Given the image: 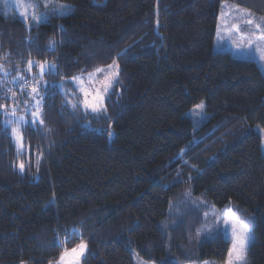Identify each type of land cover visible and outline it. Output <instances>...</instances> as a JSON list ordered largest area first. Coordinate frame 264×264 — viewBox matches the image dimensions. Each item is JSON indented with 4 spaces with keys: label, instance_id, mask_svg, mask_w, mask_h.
<instances>
[{
    "label": "trees",
    "instance_id": "trees-1",
    "mask_svg": "<svg viewBox=\"0 0 264 264\" xmlns=\"http://www.w3.org/2000/svg\"><path fill=\"white\" fill-rule=\"evenodd\" d=\"M44 1L72 11L28 26L0 0L8 73L0 80L26 76L29 60L57 65L45 75L49 86L113 61L120 75L103 114L72 112L50 87L44 124L24 131L19 157L0 120V264L55 262L57 241L73 229L87 243L82 264H134L132 251L157 261L169 244L162 223L186 189L251 214L247 264H264V154L255 131L264 128V74L253 60L213 51L221 5L264 17V0ZM200 103L208 121L194 130L185 114ZM229 247L220 236L193 257L224 262Z\"/></svg>",
    "mask_w": 264,
    "mask_h": 264
},
{
    "label": "rangeland",
    "instance_id": "rangeland-1",
    "mask_svg": "<svg viewBox=\"0 0 264 264\" xmlns=\"http://www.w3.org/2000/svg\"><path fill=\"white\" fill-rule=\"evenodd\" d=\"M3 2L6 10L13 9L19 15V12L22 10L17 7L20 0H3ZM31 3L38 6L36 9V14L38 16L47 15L50 17L51 14H59V12L53 10V7L44 6L45 3H50L53 6H59L57 4H52V2H46L44 0H31ZM244 13H251L254 21L253 25H247L244 23ZM30 16L31 10H29L28 26L30 24H34L31 21ZM21 19L24 21L23 18ZM256 22L264 23V17L231 3H223L218 16L213 51L216 53L230 52L236 58L253 60L258 64L264 74V59H261L260 53L257 50V45L264 47V42L258 40L259 32L254 28V24ZM225 24H227L229 30H225ZM233 24H239L243 31L237 33L230 30ZM252 32H255V35H252ZM241 36H243V42H241ZM249 40H252L253 43L249 44ZM106 68L107 67H105V69ZM39 71L40 70H37V72H35L33 66L31 72L27 71V75L24 77L30 79L32 76H36ZM20 76L22 75L17 76L16 83H9V80H7L5 82V86L6 88H11L16 92L17 99H24V97H21L20 89L18 87L19 84L23 83L22 80H18V77ZM45 77L46 76H44L43 83L48 84ZM2 78H4V76ZM69 82H71L72 85L66 82H61L65 85V88L60 90L63 93L67 92L69 94V98H71L75 91V86L72 80ZM61 83H57V85H60ZM115 84L116 83L113 84V87ZM4 104L11 106V101L5 99ZM201 104L203 105L202 109L195 106L185 114L187 118L191 119L194 130H197L198 128L202 129L208 121V115L205 112L204 104L200 103L198 105ZM22 113L23 105L21 104L18 109V115ZM1 119L3 120L2 116H0V120ZM26 119H30V117L26 116ZM38 126L39 125L30 126V128H38ZM255 131L261 136V150L264 154V128L259 126L255 128ZM187 162L188 160H185L183 164ZM226 209H231L232 213H235L241 220L248 224L253 237L252 246L255 242V233L253 229V216L251 214L233 202L228 203L223 208H217L210 200H207L204 197L191 196L189 190L186 189L173 197L168 216L162 223V229L169 241L165 254L159 260L150 262L142 259L135 251H132L134 264H226L228 254L224 262H216L214 260L198 262L193 257L194 252L198 249L201 243L220 236L229 242V249L231 248V225L230 223H225L223 219V217L228 215Z\"/></svg>",
    "mask_w": 264,
    "mask_h": 264
},
{
    "label": "snow or ice",
    "instance_id": "snow-or-ice-1",
    "mask_svg": "<svg viewBox=\"0 0 264 264\" xmlns=\"http://www.w3.org/2000/svg\"><path fill=\"white\" fill-rule=\"evenodd\" d=\"M44 6L53 7V10L59 12L60 15H65L72 11L70 5L53 6L50 3H45ZM17 7L22 9L19 12V15L24 19L26 24H28L29 20V10H31L30 19L37 27H39L40 24L49 21L47 15L38 16L36 14L38 6L31 3V0H20ZM243 16L245 17V24L253 25L254 21L251 13H244ZM254 28L259 32L258 40L264 42V23L256 22ZM225 30H229L227 24H225ZM230 30L237 33L243 31L239 24H233ZM251 34L255 35V32H252ZM241 42H243V36H241ZM248 43L252 44L253 42L252 40H249ZM49 46L54 50V41H50ZM257 50L260 53L261 59H264V47L257 45ZM33 66H37L40 70L36 76H32L30 79L23 76L18 77V80L23 81L18 87L20 89V95L21 97H24V99H17L16 92L11 88H4L3 84L5 81L0 80V93H2L0 99L11 101V106L0 103V116L3 117L2 124L4 130L10 133L13 142L16 145L18 157L22 155L24 151V131L30 126L44 124V100L48 95L49 88H65L63 83L54 86H49L46 83H43L46 74H57L56 64H49L47 61L41 63L29 60L27 62V71L31 72ZM0 75H8L6 71H3V66H0ZM119 75V65L116 61H113L112 64L108 65L106 69L103 67H97L92 71L81 69L79 75L71 77L75 86V91L71 98H69L67 92L63 93L66 106H70L72 112H77L82 109L86 116L89 113H106L107 108L105 105V98L110 95V90L112 89L113 84L118 82ZM11 83H16V81H12ZM21 104L23 105V113L18 115V109ZM197 108L202 109L203 105H197ZM26 116L30 117V119H26ZM109 136H111V133H109ZM24 167L25 165L21 161L19 163L21 172L24 171ZM226 211L228 212V215L223 217L224 222L230 223L231 225V248L228 252L226 264H247V253L253 242L251 229L246 222L241 220L235 213H232L231 209H226ZM73 237L78 238L80 242L69 249L66 245L71 243ZM57 246L61 248V254L54 264H81V260L87 251V243L83 240L81 233L76 229H73L70 232L66 231L65 239L63 241H57ZM50 264H53V262H50Z\"/></svg>",
    "mask_w": 264,
    "mask_h": 264
}]
</instances>
